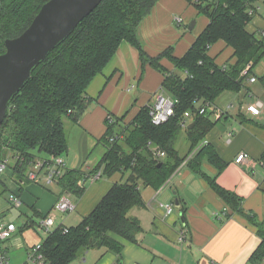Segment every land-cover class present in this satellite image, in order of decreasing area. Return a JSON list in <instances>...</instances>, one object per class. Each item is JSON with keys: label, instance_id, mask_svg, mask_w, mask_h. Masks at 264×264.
<instances>
[{"label": "trees", "instance_id": "1", "mask_svg": "<svg viewBox=\"0 0 264 264\" xmlns=\"http://www.w3.org/2000/svg\"><path fill=\"white\" fill-rule=\"evenodd\" d=\"M45 1L0 0V54L6 51L5 39L17 37L27 29ZM187 1L206 14L209 23L183 56H175L169 47L158 56L149 57L140 44L138 27L158 0H102L33 70L30 80L9 103L7 116L0 124V159L9 151L26 158L23 167L18 163L12 167L20 182L28 180L25 166L35 156L50 158L67 153L65 119L78 120L87 109L89 85L122 42L138 48L143 63L148 61L164 74L162 88L178 99L174 115L161 125L152 122L147 105L122 125L121 132L114 130L120 119L107 121L108 129L101 141L109 148L90 174H130L124 182H115L79 223L60 224L46 236L41 248L44 264H71L86 251L94 250L120 255L124 244L116 236L134 241L141 230L138 219L128 215L133 206L144 203L141 186L161 188L190 155L189 165L193 169L200 171L199 164L194 163L204 156L219 170L224 167L214 147L205 143L217 120H213L212 111L199 114L198 107L206 103L211 106L225 91L247 89L248 79L241 75L242 69L250 64L249 71L254 74V67L264 56V34L247 28L254 18L249 10L264 0ZM214 47L218 49L216 54L211 53ZM163 58L173 63V70L161 63ZM260 80L264 85V75ZM187 111L191 118L185 115ZM185 119L192 121L184 126ZM183 128L190 148L185 156H179L175 141ZM120 133H124L122 140L109 139ZM155 146L165 152L163 157L153 155ZM84 179L83 169L67 168L58 185L62 192L80 197L87 188ZM211 183L227 203L239 204L240 198L234 193L214 180ZM38 215L45 218L47 213ZM30 221L25 227L34 225Z\"/></svg>", "mask_w": 264, "mask_h": 264}, {"label": "crops", "instance_id": "2", "mask_svg": "<svg viewBox=\"0 0 264 264\" xmlns=\"http://www.w3.org/2000/svg\"><path fill=\"white\" fill-rule=\"evenodd\" d=\"M261 4L264 6V2ZM208 23V16L187 0H158L141 21L138 39L149 57H156L169 47L175 56L181 57ZM247 28L264 30L263 13L257 14ZM217 51L214 47L211 53ZM161 63L168 70L174 68L168 58H163ZM163 78L164 74L148 61L143 63L138 48L124 41L93 79L87 89V109L78 120L65 119L69 148L64 158L69 169H82L87 165L84 179L87 188L80 197L71 194L76 205L75 211L69 213L71 222L70 217H57L55 227L79 223L115 182L127 179L129 171L112 176L101 175L99 171L95 179H87L88 175L95 174H90V170L98 164L91 167L88 157L99 151L101 158L109 148L101 143L108 129L107 117L120 119L114 130L121 132L122 125L130 122L141 107L154 103ZM244 91L223 92L212 110V118L217 123L207 133L205 143L214 147L224 167L219 170L204 156L194 163L199 164V171L189 165L191 158H187L161 188L141 186L144 203L133 206L128 212L129 217L138 219L141 225L135 240L116 236L124 244L120 255L112 251L103 254L97 250L86 251L71 264H117L120 259L123 264H264V106L260 115L249 113L246 110L249 100ZM230 104L232 106L227 108ZM191 121L188 119V123ZM180 140H183L181 144ZM175 148L179 156L180 149L188 153L190 143L185 128L181 129ZM242 152L248 157L236 162ZM3 178L5 182H0V186L4 189L8 190L9 184L11 189L21 188L23 205L29 211L28 220L34 221L31 227H25L27 221L18 226L13 237L4 243L9 264L13 251H21L23 263L27 264L29 251L41 242L23 243L22 232L26 228L42 230V217L38 214H48L62 191L58 183L19 182L16 176H9L7 182V177ZM212 180L240 198L239 204L227 203ZM176 202L179 207L175 206ZM160 203H174L171 214H166ZM182 231L183 240L179 238ZM14 263L21 264L22 260Z\"/></svg>", "mask_w": 264, "mask_h": 264}, {"label": "built area", "instance_id": "3", "mask_svg": "<svg viewBox=\"0 0 264 264\" xmlns=\"http://www.w3.org/2000/svg\"><path fill=\"white\" fill-rule=\"evenodd\" d=\"M263 13L264 17V6L262 4L257 5L254 8L249 10V14L255 17L257 14ZM264 34V30H259ZM251 65H247L242 69L241 75L247 76L249 83H254L258 79L257 77L250 73ZM178 102V99L169 93H167L161 86V89L155 93L154 103L150 106V116L151 120L155 125H161L167 122L171 116L174 115L175 105ZM215 103L211 106L209 103L198 107L199 114H206L209 111H212L215 107ZM230 104L228 107H231ZM264 106V100L257 98L256 100L250 101L246 105V110L252 115H260L262 108ZM217 109V108H216ZM188 115V112L185 113ZM109 123L116 121V118L112 115L107 117ZM188 120H183V125L186 126ZM124 138V133L116 134L115 136H110L109 139L114 142L116 140H122ZM153 155L155 157H163L165 152L159 147H153ZM192 155L188 157L191 158ZM248 154L245 152L240 153L235 161L241 162L243 159H246ZM11 160H13L11 162ZM26 158L18 152L9 151L5 154L4 157L0 159V182H5L4 176L7 177V182L9 176H15L12 170V167L18 163L20 167H23ZM264 163V158H263ZM30 168L28 169V167ZM67 163L63 155H58L55 157H46V156H35L30 162L25 166V173L27 174L28 180L34 183L45 182L48 184L58 183V179L65 173L67 170ZM10 171V173H7ZM94 175L90 178L95 179ZM101 174V172H100ZM8 202L12 203L15 207H21L23 204L22 195L19 193V189H11L8 196ZM161 207L165 209L166 214H171L174 203H160ZM76 209L75 203L71 199V195L68 192H62L57 198L56 202L53 205L52 210L46 215L45 218H42L40 226L42 230L48 235L53 229H55L56 213H71ZM18 225L15 221H8L3 216L0 215V264H9V255L7 250L4 247V243L11 239L13 235L17 232ZM65 232H68V228L65 227ZM185 237L184 232H181L180 239L183 240ZM42 242L35 244L32 249L29 251L27 264H44V255L41 252ZM217 264V263H215Z\"/></svg>", "mask_w": 264, "mask_h": 264}, {"label": "water", "instance_id": "4", "mask_svg": "<svg viewBox=\"0 0 264 264\" xmlns=\"http://www.w3.org/2000/svg\"><path fill=\"white\" fill-rule=\"evenodd\" d=\"M101 1L47 0L27 29L5 39L6 51L0 54V124L7 116L9 103L30 80L33 70Z\"/></svg>", "mask_w": 264, "mask_h": 264}, {"label": "rangeland", "instance_id": "5", "mask_svg": "<svg viewBox=\"0 0 264 264\" xmlns=\"http://www.w3.org/2000/svg\"><path fill=\"white\" fill-rule=\"evenodd\" d=\"M254 75H256L257 77V81L255 83H248L247 82V86L244 91V96L246 97V100H249L248 102L250 101H253V100H256L257 98L259 99H264V85L262 84L260 78L261 76L264 75V56L263 58L258 62V64L254 67ZM247 95V96H246ZM188 112V117H190L191 112L190 111H187ZM121 128H118V130H120ZM182 135H184V133H182ZM181 137V136H180ZM183 140H180L179 144L182 143ZM100 142V141H99ZM103 141H101L102 143ZM102 145H104L105 147H107L104 143H102ZM180 155L181 156H184L186 155L187 153H183V150L180 149ZM91 153H93V150L91 151ZM99 151H95L91 156H89V160H88V163L91 167H93L94 165H96L98 163V161H100V158L99 157ZM13 160H11L12 162ZM87 165H84L82 167V169L85 171L87 170ZM7 173H10V171H8ZM9 189L8 190H5L3 193H1L2 189H4L3 187L0 186V201L3 202V204H0V215L3 216L6 220L8 221H15L16 224L18 226H22L24 225V223L26 221H28L29 217V211L27 209V207L25 205L22 204L21 207H15L12 205V203L8 202V196L10 194V190H11V185L9 184L8 185ZM72 199H75L74 196H71ZM61 218V217H70V222H71V214L69 213H56V218ZM82 219V217L80 218V220ZM20 234V233H19ZM22 234H24V240L22 239L23 243L24 242H27V244L31 245L32 243L36 241H40L42 242L45 238H46V233L43 232L41 229H39L38 227L37 228H26ZM25 252V251H23ZM11 259H12V263L11 264H15L14 261H21L22 260V263L21 264H24V260H23V256H22V252L21 251H17V253H14L13 251V255H10ZM119 262H117L118 264Z\"/></svg>", "mask_w": 264, "mask_h": 264}]
</instances>
